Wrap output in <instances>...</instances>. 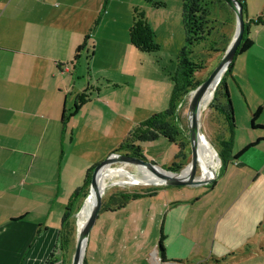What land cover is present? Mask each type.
Here are the masks:
<instances>
[{
  "label": "crops",
  "instance_id": "crops-1",
  "mask_svg": "<svg viewBox=\"0 0 264 264\" xmlns=\"http://www.w3.org/2000/svg\"><path fill=\"white\" fill-rule=\"evenodd\" d=\"M252 5L246 0L247 18L264 17V3H256L253 16ZM134 7L144 10L160 51L163 33L176 28L179 36L171 45L178 50L169 52V62L178 59L185 42L182 1L177 8L157 9L145 0H0V264L62 263L57 260L65 255L59 236L69 198L101 160L92 147L100 138L99 124H116L120 110L135 109L136 104L117 102L108 92L128 87L141 62L147 63L129 42ZM256 33L230 69L247 109L223 80L234 127L224 115L229 113L226 100H216V95L208 103L205 124L210 144L219 148L220 142L229 141L232 156L254 145L238 158L228 157L224 167L218 158L211 183L165 186L100 210L82 264L264 260V130L247 124L257 108L256 123L264 124V27ZM151 64L152 76L163 84L159 102L166 110L173 83L158 63ZM85 70L89 78L91 72L96 77L94 83L88 79L84 85ZM104 80V87L73 112L76 96ZM85 107L89 113L83 121ZM63 109L72 116L67 114L62 132ZM83 124H90L87 132ZM115 144L108 154L122 143ZM160 233L166 263L158 256Z\"/></svg>",
  "mask_w": 264,
  "mask_h": 264
},
{
  "label": "rangeland",
  "instance_id": "rangeland-1",
  "mask_svg": "<svg viewBox=\"0 0 264 264\" xmlns=\"http://www.w3.org/2000/svg\"><path fill=\"white\" fill-rule=\"evenodd\" d=\"M162 1L166 2V6L164 8L166 9L167 5L168 8H172L173 6L174 7L176 6V8L177 6L180 7L182 0H162ZM176 2H180V4H177ZM252 2L253 5L250 6L249 14L253 16L256 14L253 10L254 9L253 7L256 5V3L257 6H259L261 5V3L263 4L264 2L261 0L258 1L250 0V4H252ZM199 4L204 9V14L202 15L203 22L199 26L200 33L204 36V39L200 42L199 41L196 42L195 45L191 48V52L187 53L188 54L187 57H189L190 62L193 64V72L191 75L193 87L195 86V83H200L201 81H203L220 62L222 56L225 53V50L227 49L229 43L233 38V34L235 30V15L233 10L227 4L223 3L221 0H199ZM262 27L264 26L262 25ZM257 29L258 30L261 29V25L251 24L250 31L247 34L250 40H254L256 38ZM170 31H173L172 34L173 40H171ZM178 36L179 34L176 28L170 27L166 32L163 33V37L161 38L163 39V41L160 40L163 43L162 44L163 48L161 49V51H159L156 55L141 52V55L147 60V63L144 61L141 62L143 65L141 67L142 69L138 73H135L132 77H130V85L128 87L126 86L123 87L124 89H122V87H118L117 89L108 90V92L111 93V96L117 102H122L123 99H125V101H130L132 102V104L138 105V109L136 108L135 105V109H133L131 113L123 112V110H120V112L116 114V120H115L116 124H99L100 138L98 142L97 141L93 142L94 146L92 147L94 149V155H96L99 150V155L101 157V160H103L104 158L110 155L108 154V152L114 148L116 142L121 141L122 143L121 146L118 147L117 151H115L114 153L129 154L134 156H137L134 153L141 154L143 156V159L157 164L164 170H169L171 172L179 173L182 169L185 168V166H187L190 163L191 149L188 139L187 109L192 91L195 88L193 89L189 88L188 91L185 92L181 98L175 99V116H170L161 123H154L152 127L144 134L143 136L144 138L142 141H135L137 145L134 146V141L131 136L132 130L140 122L149 119L154 114L163 113L165 110L162 108V105L159 102V93H160L159 90L162 91L161 86L163 84H160L159 81L152 76L153 69L151 62H154L155 66L157 67L158 64L156 62L160 60V63H162L163 61V63L165 62V64L167 65L168 69L171 70V72H173L177 68L178 62L176 56L175 58H173V62H169L170 59L169 52L175 53V51L178 50V48H175V46L171 45L172 43L176 42ZM182 36H183V41H186L184 39V36L186 37V34L184 35V31L182 33ZM164 39L166 40V42H164ZM169 45H171V47H169ZM185 47H186V42H184L183 48ZM241 53H239V55ZM165 64L162 66H165ZM83 68L84 65H81V69ZM86 72L87 70H85L83 75L84 77L83 79H81L83 82H85L84 85H86L88 79H91L92 82L94 83L96 77H93L91 72L89 73L91 75L89 78V75ZM224 80L228 82L226 83L227 85L230 84L235 94L237 93L239 99L241 100L243 107L247 109L243 97L241 95V92L239 90V87L236 85L231 75L227 74ZM106 83L107 81L104 80V82L101 81L100 84H97V86L87 87L89 88L88 93L90 97L92 96V94L93 95L97 94L98 93L97 91L98 90L100 91ZM220 84L222 83L220 82L218 83L217 87L213 91V94L219 88L216 93V100L225 99L226 104L228 106V100L225 94V87H223V85L220 86ZM229 97L231 98L230 93L228 94V98ZM230 98L229 101L232 105V100H230ZM212 99L213 98H211L210 100ZM177 100L178 103L176 102ZM210 100H208L207 105H205L204 108L200 109L199 124L201 127L202 135L206 138L209 146L211 147L213 153L215 154L216 159H218L219 158L217 152L218 147L210 144L208 136H206L208 134L206 131L205 124H208L207 120L210 119L208 115V110H209L208 103ZM88 110L87 107H85L82 110V115H83L82 117L84 118L83 121H86L85 118L86 115L89 113ZM250 119H251V114L249 113V120L247 121L248 126L250 125ZM83 125L86 127V129L83 131L87 132L88 126L90 124H83ZM93 125L98 126L97 124H93ZM260 125L264 126V124H260ZM96 135L97 133H94L95 140L97 139ZM164 135H168L169 137H171V139H169L167 136L164 137ZM103 136L106 137L103 138ZM170 140L173 141L171 142ZM101 160H99V162ZM99 162H97L96 164H98ZM108 167L121 169L125 172H129L131 173V175L133 174L132 176L134 178H136L141 182L134 180L132 178H128L124 174L123 175L115 174L111 176L105 181V188L102 194V205L103 204L107 205L108 199L113 194H117L121 192L144 191L151 188L160 189L162 187L168 186L163 183H155L148 181L146 177L147 174H145V171L141 167L135 164L125 163V162H114L109 164ZM200 172L201 170L199 166L196 173L197 177L199 176ZM214 174L216 175L215 171ZM88 189H89V185L86 189L85 196L82 197L76 205L77 210L73 215L74 230L69 247L65 255H62L59 259H57L62 261L63 264H71V259L78 233L77 231L78 212L82 207L81 205L83 204V200L88 195ZM57 254H59V252ZM56 258H58V256H56L55 259ZM255 264H264V260L255 262Z\"/></svg>",
  "mask_w": 264,
  "mask_h": 264
},
{
  "label": "trees",
  "instance_id": "trees-1",
  "mask_svg": "<svg viewBox=\"0 0 264 264\" xmlns=\"http://www.w3.org/2000/svg\"><path fill=\"white\" fill-rule=\"evenodd\" d=\"M147 3H149L154 8H163L166 6V3L162 0H145ZM223 3H225L223 0H221ZM242 6V11L245 17V30L243 33V37L241 39L240 45L237 50V55L241 52L246 51L250 48L252 45V41L248 38L247 34L249 33V29L251 24L256 25H264V17L262 16H256L252 18H247L246 15V0H239ZM226 4V3H225ZM228 7V6H227ZM182 10H183V22H184V28H185V34H186V47L183 48L180 52V55L177 59L178 66L177 68L171 72L167 69L165 66L160 65V60L157 61L159 64V67L161 71L168 76L172 83V94H171V102L168 107L163 113H158L152 115L149 119L140 122L131 132V136L133 138V141H142L144 134L152 127L154 123H161L165 119H167L170 116H175V99L181 98L182 95L188 91V89L195 88L199 83H195V86H192V72H193V64L190 62L189 57H187V53L191 52V48L195 45L196 42H200L204 39V36L200 33L199 26L203 22L202 15L204 14L203 7L199 4V0H182ZM128 37L129 42L131 45L138 51L142 53L147 54H154L156 55L160 51V45L155 39V34L146 18L145 12L143 9L139 7H134L132 9V19L131 24L128 28ZM232 66V62L230 63L228 69L224 73L220 83H223L224 78L227 74H230V69ZM220 87V86H219ZM219 89V88H218ZM217 89V91H218ZM89 88H86L84 91H82L80 94L76 96L75 104L73 107V112H76L81 105L86 103L90 100V95L88 93ZM217 91L214 92V96L216 95ZM225 94L228 95L227 89L225 87ZM227 100L229 101V98L227 96ZM178 101V100H177ZM229 107V113L225 112V117L229 121V127L233 128L234 124L231 117V104H228ZM261 109L257 108L254 112L251 113V119H250V125L251 128L256 130L261 129L264 130V126L257 124L256 120L260 114ZM67 114L72 116L71 112L68 110L63 109L62 113V132L64 131L65 127V121L69 119V116L67 117ZM169 137L168 135H164V137ZM171 142L173 140H170ZM254 143L248 144L242 151L238 152L235 155H231V144L229 141H222L219 144V148L217 149L218 156L222 162V166L224 167L227 161L228 157L238 158L239 155H241L246 149L253 146ZM137 149V148H136ZM139 150V149H138ZM227 153V156H226ZM137 156H140L143 158L141 154L134 153ZM173 167V166H172ZM94 166L89 169V171L85 175V179L83 181V185L81 188L77 191H75L73 194H71L68 206L65 210L64 217L61 224V230H60V240H59V248L64 253H66L70 241L72 239V234L74 230V213L76 212V205L79 202V200L85 196L86 189L89 185L90 180V174L93 170ZM187 172V170H186ZM213 184H210L209 187H212ZM159 188H151L144 191H132V192H121L117 194H113L108 199V203L103 204L101 210L104 208H117L121 205H124L128 201L139 197L141 195H148L150 193H154ZM158 256L161 263L168 262L165 259L164 256V246H163V235L160 233L159 239H158ZM224 258H221L223 260ZM212 260H215V262H218L220 260H216L215 258H212ZM180 261H173L172 264H178ZM63 263V262H62ZM61 263V264H62Z\"/></svg>",
  "mask_w": 264,
  "mask_h": 264
},
{
  "label": "water",
  "instance_id": "water-1",
  "mask_svg": "<svg viewBox=\"0 0 264 264\" xmlns=\"http://www.w3.org/2000/svg\"><path fill=\"white\" fill-rule=\"evenodd\" d=\"M234 12L235 15V30L233 38L229 43L227 49L225 50L224 55L222 56L220 62L217 66L208 74V76L201 81L195 89L192 91L190 101L187 109L188 116V139L191 149V159L189 165V174L186 177H181L180 173H175L176 175H168L163 171L171 172L169 170H164L157 164L147 161L139 156L121 154V153H112L98 164H96L91 172L88 194L91 193L94 196L93 208L88 215L85 224L82 229L78 231L75 247L71 259V264H82L84 248L87 241L88 234L93 227L97 216L101 210L102 206V193L99 189L97 183V177L100 174V171L111 163L114 162H125L135 164L139 167H143L158 179L161 180L160 183H163L168 186H184V185H196V184H206L211 183L215 174L212 172V176L206 178L205 180L199 179L196 176L197 169L200 166V157H199V140L201 139V127L199 124V114L201 109V103L204 100L206 92L211 88H216L220 82L222 76L226 72L230 63L233 61L237 55V50L240 45L243 33L245 30V17L242 11V6L239 0H223ZM228 96V95H227ZM228 104H231L228 102ZM84 244V248L83 247Z\"/></svg>",
  "mask_w": 264,
  "mask_h": 264
},
{
  "label": "bare ground",
  "instance_id": "bare-ground-1",
  "mask_svg": "<svg viewBox=\"0 0 264 264\" xmlns=\"http://www.w3.org/2000/svg\"><path fill=\"white\" fill-rule=\"evenodd\" d=\"M214 90H215V88L211 87L206 92L204 100L201 103V108H204V106L207 105L208 100H210L213 96ZM199 157H200V170H201V172H200L198 178L205 180L206 178H209L212 176L213 171H211V170H213V165L217 162V159H216L215 154L213 153L211 147L209 146L208 141L206 140V138L203 135H201V139L199 140ZM141 168L145 171V174H147L146 177H147L148 181L155 182V183L161 182V180L158 179L151 172H149L148 170H146L143 167H141ZM186 170H187V172H186ZM163 172L168 174V175H176L175 173H172V172H167V171H163ZM115 174H118V175L124 174L128 178H132L134 180H137L136 178H134L132 176L133 174L131 175V173H129V172H125L121 169L110 168L108 166H105L100 171V174L97 177V183L99 185V189H100L102 194H103V191L105 188L106 179L110 178L111 176H113ZM188 174H189V165L185 166V168L181 171L180 176L186 177ZM137 181H139V180H137ZM139 182H141V181H139ZM93 204H94V196H93V194L89 193L85 197L83 204L81 205L82 207L78 212L77 231H80L82 229L83 225L85 224L86 219H87L88 215L90 214V212L93 208ZM82 248H84V244H83Z\"/></svg>",
  "mask_w": 264,
  "mask_h": 264
}]
</instances>
